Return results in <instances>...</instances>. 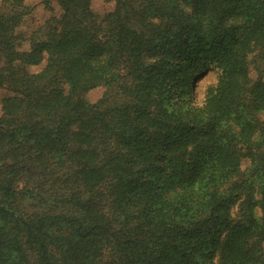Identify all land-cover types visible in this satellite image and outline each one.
Here are the masks:
<instances>
[{"label": "trees", "instance_id": "1", "mask_svg": "<svg viewBox=\"0 0 264 264\" xmlns=\"http://www.w3.org/2000/svg\"><path fill=\"white\" fill-rule=\"evenodd\" d=\"M42 3L0 0V264H264V0Z\"/></svg>", "mask_w": 264, "mask_h": 264}, {"label": "rangeland", "instance_id": "2", "mask_svg": "<svg viewBox=\"0 0 264 264\" xmlns=\"http://www.w3.org/2000/svg\"><path fill=\"white\" fill-rule=\"evenodd\" d=\"M24 3L29 6L33 7L30 15H28L23 24L19 28V32L23 35L27 36L32 30H34L38 25L43 23L48 17L50 16V11L44 8V4L42 3L43 0H23ZM52 6V3H51ZM55 5L53 4V7ZM52 8V7H51ZM56 8V7H55ZM112 7L108 6V4H104L100 1H94L92 4V10L102 16L105 13L111 11ZM35 70H37L35 68ZM197 83V94L198 98L201 100L205 93V90L213 86L216 82V77L213 72L206 73L205 75L199 77L198 79L194 80ZM100 90H94L90 92V95L93 100H96L100 96ZM5 96V93L0 91V99Z\"/></svg>", "mask_w": 264, "mask_h": 264}]
</instances>
